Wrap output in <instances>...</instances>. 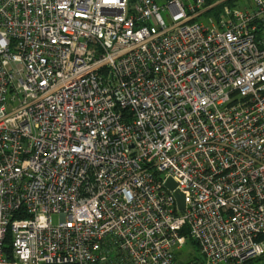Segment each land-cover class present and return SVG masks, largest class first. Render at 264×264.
<instances>
[{"label":"built area","instance_id":"built-area-1","mask_svg":"<svg viewBox=\"0 0 264 264\" xmlns=\"http://www.w3.org/2000/svg\"><path fill=\"white\" fill-rule=\"evenodd\" d=\"M245 1L0 0V264H264Z\"/></svg>","mask_w":264,"mask_h":264},{"label":"rangeland","instance_id":"rangeland-1","mask_svg":"<svg viewBox=\"0 0 264 264\" xmlns=\"http://www.w3.org/2000/svg\"><path fill=\"white\" fill-rule=\"evenodd\" d=\"M159 4H163L166 0H156ZM250 4V0H246L244 5L247 6ZM59 217L54 216L53 221L55 223L58 222ZM177 261L181 264H206V260L204 256L201 254L199 247L192 243L191 240L182 247L181 249L177 250ZM255 263H259L256 261Z\"/></svg>","mask_w":264,"mask_h":264},{"label":"water","instance_id":"water-1","mask_svg":"<svg viewBox=\"0 0 264 264\" xmlns=\"http://www.w3.org/2000/svg\"><path fill=\"white\" fill-rule=\"evenodd\" d=\"M166 187L170 190H175L176 188V183L172 180V179H169L167 182H166ZM175 197L177 199V202H178V205L180 208H184L185 206V200H184V196L183 194H181L179 191H176L175 192Z\"/></svg>","mask_w":264,"mask_h":264},{"label":"trees","instance_id":"trees-1","mask_svg":"<svg viewBox=\"0 0 264 264\" xmlns=\"http://www.w3.org/2000/svg\"><path fill=\"white\" fill-rule=\"evenodd\" d=\"M184 231H185V232H187V230H186V229H184ZM191 241H192V240H191ZM192 243H194L195 245H197V244H196L195 242H193V241H192ZM197 246H198V245H197Z\"/></svg>","mask_w":264,"mask_h":264}]
</instances>
